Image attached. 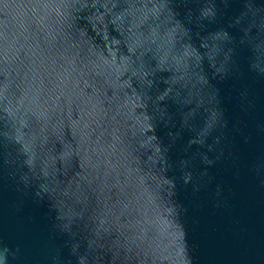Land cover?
<instances>
[{
	"label": "water",
	"instance_id": "1",
	"mask_svg": "<svg viewBox=\"0 0 264 264\" xmlns=\"http://www.w3.org/2000/svg\"><path fill=\"white\" fill-rule=\"evenodd\" d=\"M0 264H264V0H0Z\"/></svg>",
	"mask_w": 264,
	"mask_h": 264
}]
</instances>
